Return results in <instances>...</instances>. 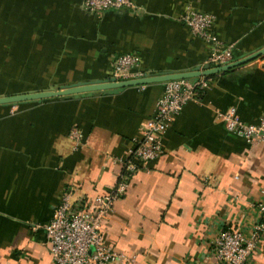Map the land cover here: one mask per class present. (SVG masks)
<instances>
[{
    "label": "crops",
    "instance_id": "0c3cea01",
    "mask_svg": "<svg viewBox=\"0 0 264 264\" xmlns=\"http://www.w3.org/2000/svg\"><path fill=\"white\" fill-rule=\"evenodd\" d=\"M134 1L136 12L97 14L85 0H0V97L108 80L127 53L148 74L191 72L209 48L177 20L188 9L215 15L236 61L264 49V0ZM208 79L204 103L173 118L162 157L132 178L102 225L104 244L139 264H218L208 241L223 226L248 230L264 197V143L250 147L215 118L234 108L258 122L264 56ZM163 88L0 105V264H53L43 226L62 192L73 187L78 199L114 186ZM73 126L85 138L76 151ZM248 264H264V239Z\"/></svg>",
    "mask_w": 264,
    "mask_h": 264
},
{
    "label": "built area",
    "instance_id": "2783aa9c",
    "mask_svg": "<svg viewBox=\"0 0 264 264\" xmlns=\"http://www.w3.org/2000/svg\"><path fill=\"white\" fill-rule=\"evenodd\" d=\"M85 6L97 14L138 10L134 0H85ZM177 20L189 29L192 37L208 46L209 54L201 68L206 65L216 68L236 61L234 46L215 35L214 14L188 9ZM140 66L136 53L119 55L112 61L110 79L123 82L148 76ZM208 81V78L199 77L164 83L152 117L141 135L132 139L124 159L120 160L121 173L108 192L78 199L74 197L73 187L62 192L51 220L43 226L53 264H139L137 255L129 256L104 244L102 225L114 205L125 197L132 178L141 171L150 173L152 164L162 157L165 134L173 118L188 103H204ZM144 88L138 87L139 91ZM215 118L227 133L244 139L250 147L264 143V113L254 124L244 122L234 108L225 112L215 111ZM69 137L75 151L84 146V135L77 126L70 128ZM210 179L207 177L205 181ZM261 194L264 196V190ZM252 207L255 217L248 230L223 226L208 241L207 248L218 264H248L261 247L264 239V197Z\"/></svg>",
    "mask_w": 264,
    "mask_h": 264
},
{
    "label": "water",
    "instance_id": "95a60500",
    "mask_svg": "<svg viewBox=\"0 0 264 264\" xmlns=\"http://www.w3.org/2000/svg\"><path fill=\"white\" fill-rule=\"evenodd\" d=\"M262 56H264V49L241 60H237L231 64L216 68H210L206 65L202 68L197 67L191 72L187 73L149 74L148 76L141 79L123 82H117L115 79L100 80L93 83H82L77 85L66 86L55 90L51 89L48 91H40L35 93L5 96L0 97V105L15 104L29 101H42L55 98H65L83 94L102 93L108 90H120L131 87L147 86L151 84L166 83L175 80L193 79L199 77L209 78L245 65Z\"/></svg>",
    "mask_w": 264,
    "mask_h": 264
},
{
    "label": "rangeland",
    "instance_id": "374dc122",
    "mask_svg": "<svg viewBox=\"0 0 264 264\" xmlns=\"http://www.w3.org/2000/svg\"><path fill=\"white\" fill-rule=\"evenodd\" d=\"M144 72H146V71H144ZM146 73H148V72H146Z\"/></svg>",
    "mask_w": 264,
    "mask_h": 264
}]
</instances>
